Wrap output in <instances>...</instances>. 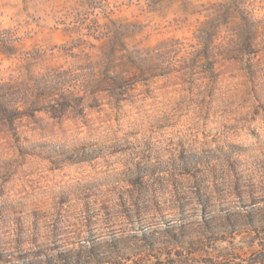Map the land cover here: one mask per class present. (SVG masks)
<instances>
[{
  "label": "clouds",
  "instance_id": "clouds-1",
  "mask_svg": "<svg viewBox=\"0 0 264 264\" xmlns=\"http://www.w3.org/2000/svg\"><path fill=\"white\" fill-rule=\"evenodd\" d=\"M90 2L91 0H28L27 13L21 12L19 19H28L32 29L39 25L35 32L29 30V36L24 37L34 38L32 45H26L24 40L17 39L18 36H23L22 32L15 29L12 32L0 30V53H6L8 47L17 49L12 57L11 78L6 76L4 80H0V128H3V139L0 140V188L5 191V195H0V205L23 209L27 219L34 207L43 204L49 219H52L58 207L55 202L62 195L70 197L73 213L70 219L82 232L78 241V244L83 245L85 253L81 264H117L120 258L113 248L114 240L124 238L130 245L131 254L132 250L142 251L143 235L154 233L159 246L168 247L170 241L166 229L179 231L180 216L174 212H145L142 204L138 214L137 207L133 206L128 197H125V214L119 210L113 195V216L108 223L103 219L96 223L97 219L103 217L102 211L99 217H93L90 226L92 244H89V232L82 229V209L88 185L92 182L98 185L96 191L100 193V199L104 198L106 190L111 189L117 181L120 182V187H126L125 181L134 174L133 167L140 159L146 142L152 145L154 155L160 156L169 170L170 158L174 159L178 150V141L197 155H203V148H210L217 154L218 160L215 163L220 166H225L230 145L238 144L243 146V155L240 156L243 161L240 168L243 191L239 197L230 194L222 203L214 201L212 208L208 210V216L215 218L213 230L216 234L227 235L230 229L224 221L226 215L231 214L243 220L250 208H264V113L251 124L259 133L258 138H253L247 134L250 123L247 117L251 108L257 105V100L248 96L247 104L242 103L241 97L245 95L240 86L243 73L237 71L239 66L235 62L229 64L227 59L241 51L246 33L240 19L242 16L248 19V29L260 31L257 44L264 49V0H215V8L204 13L214 16L218 12H227L231 16L228 29H221L223 36L215 42H209L210 60L216 64L217 71L225 72L215 82L205 70L207 65L197 56L196 51L191 54L196 58L195 61L191 58L179 61L183 67L177 72L176 60L160 61L155 59V52L144 50L145 45L140 43L142 36L125 40V48L134 58L148 57L144 66L149 78L142 79L141 86L131 93H126L115 85L106 87L113 79H120L119 68L107 70V47L91 51L86 60L78 57L69 61L64 68L53 67L50 60L38 55L43 51L38 37L48 36V30L55 32L62 24L68 29L81 28L80 34L83 35L82 27L93 15L111 14L110 4L95 0L90 7ZM0 6L5 10L13 6L18 10L23 7L20 4L13 5L8 0H0ZM192 6L200 7L196 4ZM140 7L150 9L151 0L142 3ZM168 7L175 11L179 4ZM204 7L211 6L206 4ZM112 31L111 26L103 27L96 35L101 36L103 42L111 39ZM200 46L197 45V48ZM137 49L140 51L137 52ZM83 51L88 52L89 49L85 48ZM260 58L264 63V50ZM80 65L83 67H79ZM169 70L172 75L163 78L158 75ZM150 73L157 75L153 78ZM233 75L234 80L231 79ZM177 81L179 86L175 83ZM61 97L66 101L62 106L55 103ZM260 103H264V97L260 99ZM22 109L34 114L35 123L33 119L22 121L12 118V127L16 132V140L13 141L7 127L9 118ZM232 125L235 126L226 128ZM160 127L171 138L167 151L160 145L161 133L157 131ZM201 133L207 136V141L201 138ZM213 137L216 138L215 144L212 143ZM129 145L132 147L125 156L112 155L115 150ZM92 156L98 157L92 160V164L97 166V172H93L87 165L77 163L72 166L68 163L69 159L76 161L78 158ZM117 160L123 167L117 166ZM49 161L61 165L62 171H49V168H53ZM105 161L111 167L105 168ZM176 164L179 166L180 161L176 160ZM25 173L31 174L27 181L23 178ZM228 174L231 175L230 172ZM27 183H31L35 191L24 192L22 189ZM249 189H252L251 195ZM252 198L257 201L255 205L251 203ZM95 199L97 197H93ZM93 208L99 211L98 204L93 205ZM191 211L194 215L190 219L195 221L196 231L187 239L203 240L209 232L203 227L200 206L195 200L192 201ZM28 222L30 224V220ZM217 225L220 226L218 229ZM257 226L264 228V220L259 221ZM246 239L250 240L251 237ZM261 239H264V234ZM24 240V250L35 253L36 245L32 243L30 226L24 233ZM38 244L41 247L51 246L44 227ZM233 244L239 245L241 240L237 239ZM92 245L97 247L95 257L87 254ZM214 246L217 251L231 250V246L223 242ZM48 255L54 257L55 253L49 251ZM35 259L43 264V256Z\"/></svg>",
  "mask_w": 264,
  "mask_h": 264
},
{
  "label": "rangeland",
  "instance_id": "rangeland-1",
  "mask_svg": "<svg viewBox=\"0 0 264 264\" xmlns=\"http://www.w3.org/2000/svg\"><path fill=\"white\" fill-rule=\"evenodd\" d=\"M8 2L13 5L20 4L23 7L18 10L13 6L5 10L0 6V30L12 32L15 29L22 32L23 36H18L17 39L24 40L26 45H32L34 38L24 39V37L29 36V30L35 32L39 25L36 26V29H32L28 19H19L21 12L27 13L28 0H8ZM94 2L95 0H91L89 6L91 7ZM102 2L111 5L110 15H93L89 22L83 25V35L80 34L81 28L68 29L62 24L56 28L55 32L48 30V36L40 35L38 37L43 49L38 55L50 60L53 67L64 68L69 61L76 60L78 57L86 60L90 57L91 51H100L107 47L109 58L107 70L119 68L120 75L124 77V86L119 87V84L113 79L106 87L115 85L126 93L134 92L141 86V80H146L149 77L145 72H141V69L135 64L133 55H130L125 48V40L142 36L140 43L145 45L144 50L159 53L160 56L155 54V59L160 61L176 60L178 63L176 71L178 72L183 67L179 61L186 58L195 61L196 58L191 56L192 52L196 51L197 53L198 50H204V46L210 39L209 33L213 34L216 41L223 36L221 29L227 30L231 24V18L225 20L222 16L223 12H218L214 16L204 14L215 8V0H151V8L148 10L140 7L142 3H148V0H102ZM171 4H179V8L174 11L168 7ZM193 4L200 7H193ZM206 4L211 7L205 8ZM217 19H222L219 24L221 28L212 30L211 27ZM240 19L245 25L243 18ZM108 26H111L113 30L111 39L102 42V37L97 36L96 32L100 28ZM255 38V44L248 53L239 52L238 55L227 59L229 64L235 62L239 66L237 71L243 73L240 86L245 95L241 97L242 103L247 104L248 96L257 100V105L251 108L250 115L247 117L250 121L247 134L258 138V130L251 124L264 113V103H260V99L264 97V63L260 58L264 49L257 44L260 40L259 30L255 31ZM197 45L201 46L197 48ZM85 48L89 51H83ZM16 51L17 49L8 47L6 53H0V80H4L6 76L11 78L12 57ZM197 56L203 59L207 65L205 70L209 72V76L214 82L225 75L224 71H217L216 64L210 60L209 56L204 54ZM145 61L147 59L142 62ZM79 67H83V65ZM68 70L70 69H65V71ZM172 74V71L169 70L160 72L158 75L163 78ZM150 75L154 78L157 74L150 73ZM231 79L234 80L235 76H231ZM175 83L179 86V81ZM55 103L62 106L66 101L61 97ZM33 115L29 110L22 109L13 113L9 118L7 127L13 141L16 140V132L12 127V118L24 121L33 119ZM33 122L35 123L34 119ZM234 126H226V128ZM157 131L161 133L159 137L161 148L165 151L169 150L167 146L171 143L170 135H165L163 127L158 128ZM201 138L207 141V136L204 133H201ZM2 139L3 128H0V140ZM176 143L178 150L175 158H170V170L162 162L160 156L154 155L152 145L146 142L140 159L133 167L134 174L125 181L126 187H120V182L117 181L111 189L106 190L104 198L100 199V193L96 191L98 185L92 182L87 186L88 191L84 195L82 209L84 214L82 229L89 232L87 243L92 244L90 226L93 217H99L102 211L103 217L97 219L96 223H100V219H103L105 223L111 220L113 216L111 199L115 195L119 210L125 214L127 211L125 197H128L133 206L137 207L138 214L142 204L145 212L149 210H154L158 214L174 212L181 219L179 231L166 229L170 241L168 247H160L154 233L143 235L141 237L142 251L132 250L131 254H129L130 245L124 238L114 240L113 248L120 258L117 264H264V239H261L264 228L257 226L259 221L264 220V208H250L243 220L231 214L226 215L224 221L230 229L227 235H217L213 230L215 218L208 216V210L212 208L214 201L222 203L228 199L230 194L237 197L241 195L243 176L240 168L243 161L240 156L243 155V146L231 144L230 154L225 158V166H220L215 163L218 160L217 154L210 148H203V155H197L195 151L186 148L183 142ZM212 143H216L215 137L212 138ZM131 147L129 145L126 148L117 149L112 155L125 156ZM93 159H98V157L78 158L76 161L69 159L68 163L72 166L77 163L87 165L93 172H97V166L92 164ZM176 160L180 161L179 166H177ZM49 163L53 164V168H49V171H62L61 165H57L53 161H49ZM115 163L117 166L123 167L118 160ZM108 167L111 165L105 161V168ZM29 175L31 174L25 173L23 178L27 181ZM99 186L103 187V185ZM22 190L26 193L35 191L31 183H27ZM251 192L252 189H249L250 195ZM0 195H5L2 188H0ZM93 197H97V199L93 200ZM193 200L199 204L203 227L209 232V235L203 240L187 239L196 231L195 221L190 219V216L194 215L191 211ZM55 203L58 207L55 217L52 219H49V214L44 210L45 205L43 204L34 207L27 219L23 209H15L7 204L0 205V264H41L39 260L35 259L39 256L44 257L43 264H73L74 261L75 264H81L85 255L83 245L78 244L82 232L73 225L70 219L73 215L70 197L62 195ZM251 203L255 205L256 199L252 198ZM95 204L99 205V211L93 208ZM221 211H223V207H221ZM58 225L67 226L58 227ZM29 226L32 230V243L36 245L35 253L24 250V233ZM42 227L47 229L48 237L51 240L50 248L41 247L38 244ZM216 227L218 229L220 226ZM247 237H251V239L248 240ZM237 239L241 240V244H233V241ZM220 242L230 245L231 250L217 251L214 244ZM49 251L54 252L55 256L48 255ZM87 254L95 257L97 247L92 245Z\"/></svg>",
  "mask_w": 264,
  "mask_h": 264
},
{
  "label": "trees",
  "instance_id": "trees-1",
  "mask_svg": "<svg viewBox=\"0 0 264 264\" xmlns=\"http://www.w3.org/2000/svg\"><path fill=\"white\" fill-rule=\"evenodd\" d=\"M222 16L224 17L225 20H228V19L231 18V16L227 12H223ZM242 18L244 20L243 22H245L244 26L246 28V33H245V38H244V40L241 43V51L240 52L248 53L249 49H251L254 46L255 41H256L255 31H252V30L248 29V23L249 22H248L247 17L242 16ZM221 21H222V19H217L215 21L216 23L213 25V27H211L212 30H219L221 28L219 26V24H221ZM208 36L210 37L209 42H215L214 36H213L212 33H209ZM205 42H201V43L204 44ZM209 42L204 46L205 48H204L203 51L202 50H198L197 55L204 54L206 56H209L208 55ZM139 51H140V49H137V52H139ZM147 52L152 53L153 51L148 50ZM155 54L160 56L159 53H155ZM144 59H148V57L147 56H142V57H139L138 59L134 58V62L141 69V72H145V66H144V63L142 62ZM120 76H121L120 79L119 80L115 79V82L117 84H119V87L122 88L124 86V77L122 75H120Z\"/></svg>",
  "mask_w": 264,
  "mask_h": 264
}]
</instances>
